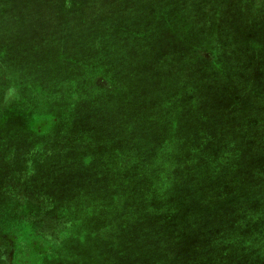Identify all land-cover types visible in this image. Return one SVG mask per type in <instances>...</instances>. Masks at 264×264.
Instances as JSON below:
<instances>
[{
	"label": "rangeland",
	"instance_id": "1",
	"mask_svg": "<svg viewBox=\"0 0 264 264\" xmlns=\"http://www.w3.org/2000/svg\"><path fill=\"white\" fill-rule=\"evenodd\" d=\"M78 236L264 264V0H0V264Z\"/></svg>",
	"mask_w": 264,
	"mask_h": 264
},
{
	"label": "crops",
	"instance_id": "2",
	"mask_svg": "<svg viewBox=\"0 0 264 264\" xmlns=\"http://www.w3.org/2000/svg\"><path fill=\"white\" fill-rule=\"evenodd\" d=\"M78 234H80V233H78ZM72 240H73L72 241L73 246H72V249L70 251L66 250L65 251L66 253L63 251L64 252L63 254L59 253L57 250H54L53 252L56 253L57 255H62L63 258L65 256L71 257L70 254H73V256H76L78 258H83L84 261L82 264H110V262H107V261H109L108 256L112 258V252H111L112 249L110 248L112 246V243L107 244V239L103 238V239H97L96 240V239L91 238L88 242H86L82 245L80 243L81 242V236L74 237ZM86 240H87V238H86ZM86 240H83V242H85ZM100 240H102V241H100ZM57 242H58L57 246L59 245L62 247L60 241H57ZM92 247H93V249L96 248L95 251H98V253L96 255L95 254L92 255ZM81 249L84 250L85 254L80 253ZM105 250H107L108 252ZM126 254H127V252H126ZM96 256H98V257H96ZM124 258H127V257L122 256V255L118 257V261L120 262V264H121V261L123 263H124V260L126 261V259H124ZM66 262H68V261L61 259L59 263L60 264H66ZM45 264H47V263H45ZM73 264H76V263L74 262Z\"/></svg>",
	"mask_w": 264,
	"mask_h": 264
}]
</instances>
